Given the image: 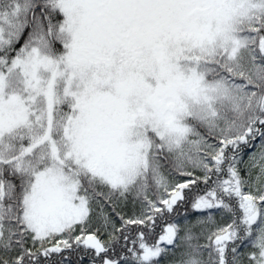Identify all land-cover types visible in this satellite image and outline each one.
I'll return each mask as SVG.
<instances>
[{
    "label": "snow or ice",
    "instance_id": "6c2138e0",
    "mask_svg": "<svg viewBox=\"0 0 264 264\" xmlns=\"http://www.w3.org/2000/svg\"><path fill=\"white\" fill-rule=\"evenodd\" d=\"M0 264H264V0H0Z\"/></svg>",
    "mask_w": 264,
    "mask_h": 264
}]
</instances>
